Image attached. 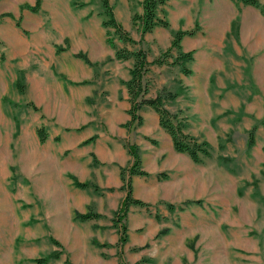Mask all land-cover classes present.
Returning a JSON list of instances; mask_svg holds the SVG:
<instances>
[{
    "label": "rangeland",
    "instance_id": "374dc122",
    "mask_svg": "<svg viewBox=\"0 0 264 264\" xmlns=\"http://www.w3.org/2000/svg\"><path fill=\"white\" fill-rule=\"evenodd\" d=\"M230 1L237 14L227 32L215 23L210 28L209 16L200 23L202 8L196 10V4L202 0H167L162 6L160 15L169 23L189 4L197 12L192 27H165L171 44L176 31L187 32L180 41L182 50L193 52L187 74L172 63L176 48L164 55L171 44L160 47L155 35L145 40L151 31L142 33L134 23L133 14L143 13L137 12L144 10L143 0H109L134 42L103 24V0H0V264H39L36 259L45 257L44 264H101V257L108 264H264V14L259 7ZM129 16L131 31L123 25ZM101 26L114 42L136 48L128 50L143 49L150 62L164 57L167 63L151 64L144 74L145 96L160 94L185 131L208 141L211 151L194 162L207 183L204 195L182 203L131 205L118 225L114 217L126 196L123 180L120 187L92 181L82 188L69 165L72 143L89 124L84 117L94 103L89 88L100 85L108 107L109 87L118 81L107 61L100 68L88 53ZM74 106L78 111L72 118ZM39 128L46 139L41 140ZM90 159L91 165L101 164L94 153ZM132 161L133 156L123 167ZM105 164L108 182L112 166ZM157 176L162 180L167 173ZM101 190L114 194L104 196L102 219L113 220L115 238L108 230L107 235L115 254H101L109 245L101 244V226L78 217L100 212ZM133 196L143 197L137 184ZM185 249L193 259L183 255Z\"/></svg>",
    "mask_w": 264,
    "mask_h": 264
},
{
    "label": "crops",
    "instance_id": "0c3cea01",
    "mask_svg": "<svg viewBox=\"0 0 264 264\" xmlns=\"http://www.w3.org/2000/svg\"><path fill=\"white\" fill-rule=\"evenodd\" d=\"M199 7L202 8L199 16L200 23L205 22V17L209 16L211 20L210 28L211 24L215 23L214 26L216 25L217 30L227 32L231 29L237 11L230 0H202L201 6L196 4V10ZM204 8L207 9V12H205ZM142 11L143 8L139 7L137 12ZM195 11L193 10V4L184 6L179 10L178 16L174 18L173 22L171 21L170 29L173 30V24L176 25V29L192 27L197 14ZM182 19L184 20L182 21ZM131 21V16H129L123 23L124 27L129 31H131ZM107 33L108 36L106 35ZM109 33L107 28L101 26V35L98 37V42L89 46L88 53L91 61L99 62L100 68L101 64L107 61L106 65L109 66H106V68L113 71V75H115V78L117 77L118 81H115L109 87L108 107L104 105L105 98L101 95V86L89 88L88 96L93 98L94 103L89 105L88 114L84 115L85 121L89 122V124H86L85 133L79 136L74 144L72 143V156L69 162L71 170L80 181H93L103 188L120 187L122 185L121 169L125 162L129 163L132 160L127 143H135L140 149L142 168L150 173L149 176L134 175L132 178L133 185L137 184L143 196L141 198L144 201L150 204H155L161 200L182 203L187 199L201 197L205 194L207 185L204 175L199 172L200 169L194 167L196 163H194L188 153L179 152L175 149L171 135L160 124L159 113L153 107L145 106L139 111L142 117L141 124H137V120L131 123L129 88L126 83L121 81L124 80L126 82L130 79V70L133 67L134 59H118L116 51L120 48H136L130 43H124L120 40L115 41V47L111 46L107 40ZM132 35L135 39H141V35L140 37L133 33ZM153 35L158 38L160 47L161 45L167 46L171 44L172 33L168 28L156 26L153 31L144 35V39L147 40ZM185 42L188 45L190 43L188 38ZM195 43L196 41L193 42V44ZM139 47L142 46L139 45ZM87 72L88 75H92L89 70ZM98 78L101 79V74L98 75ZM72 111L71 117L73 118L77 115V106H74ZM95 121L97 122L94 123ZM92 136L96 137L89 142L86 141ZM82 142L85 143L79 147ZM92 153L101 160V164L98 166L91 165L93 162L90 159V154L92 155ZM105 163L112 166L110 168L112 174H110L108 182ZM159 173H167V177L158 180L157 175ZM144 178H148V180L144 181ZM105 195H109L112 198L114 194L101 190L99 198L101 210L99 209L100 212L97 211L101 213V220L100 218H93L85 221L101 226V234H99V237L101 235V244L109 243L108 246L101 247V254H115L117 247L114 245L115 242L110 239L111 235L115 238L114 228L112 227L113 220L108 222L102 219ZM115 195L120 196L121 194L117 193ZM92 199L93 196L88 197V201ZM114 203L117 205L116 202ZM96 230L100 231V228H96ZM107 230L111 235L110 233L107 235ZM183 255H186L190 260L194 258V255L186 249ZM101 264H108V261L101 257Z\"/></svg>",
    "mask_w": 264,
    "mask_h": 264
},
{
    "label": "trees",
    "instance_id": "16d2710c",
    "mask_svg": "<svg viewBox=\"0 0 264 264\" xmlns=\"http://www.w3.org/2000/svg\"><path fill=\"white\" fill-rule=\"evenodd\" d=\"M238 4L243 5H253L259 7L261 12L264 14V3L260 0H235ZM40 0H37L39 3ZM167 0H143V13H134L133 21L134 23H139L142 29V33L152 31L156 26L169 27V20L160 15V11L162 10V6L165 5ZM103 4L105 7V14L107 17L104 18L103 24L105 26L113 25L115 27V34H117L124 41L134 42L133 38L124 30L122 25L115 18L111 5L109 4V0H103ZM187 32L184 31H176L174 34L173 42L171 46L164 52V55H167L173 51L174 48L177 49L178 53L176 58L172 63L181 64L182 69L185 73H190V68L186 65V62L193 59L192 51H184L182 50L180 41L182 39L183 34ZM109 43L115 46V42L112 37H108ZM163 55V56H164ZM116 57L118 59H128L133 57L134 64L130 70L131 77L126 81V84L129 88L131 107L129 109V113L132 116L131 123L137 120V124L142 122V117L138 113L139 110L143 109L145 106L153 107L159 113L160 124L163 128L167 130V132L171 135L174 143V147L179 152H186L190 155L191 159L196 162H202L206 157L211 155L209 142L206 140H199L197 137L185 131V125L183 120L177 119L176 115H173L168 108H166L164 99L160 94H158L155 98H147L145 93L147 91V86L144 85V74L148 72L149 65L158 64L163 65L166 60L164 57L159 56L153 61H148L147 54L143 49L137 50H128L127 48H120L116 51ZM21 86V84L18 83ZM39 136L41 140L46 139L45 130L43 128L38 129ZM95 137L87 139L86 141H91ZM129 153L133 156V161L129 167L122 168V180L123 185L121 186L123 189H126V196L121 203L120 207L115 212L114 222L116 225L122 221L124 216L128 213L129 207L131 205H146L148 203L144 200L133 196V184H132V176L133 175H147L148 172L144 170L141 166V156L139 152V148L136 144H128ZM128 169V175H126V171ZM165 174V173H164ZM76 184L82 188L88 187L90 182L88 181H80L78 179L75 180ZM96 187V186H95ZM172 207L173 205H169ZM100 213L94 211H88L85 213L79 212L78 217L81 220H88L100 217ZM122 227L125 228L123 223ZM126 238H123L125 240ZM124 242V241H123ZM58 256L57 253H55ZM39 264H44L48 261L47 257L45 258H37L36 259Z\"/></svg>",
    "mask_w": 264,
    "mask_h": 264
}]
</instances>
